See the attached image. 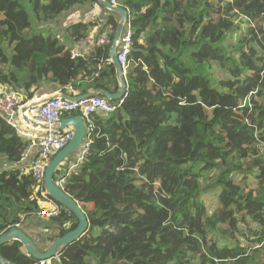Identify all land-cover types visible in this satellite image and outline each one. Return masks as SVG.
<instances>
[{"label":"trees","instance_id":"obj_1","mask_svg":"<svg viewBox=\"0 0 264 264\" xmlns=\"http://www.w3.org/2000/svg\"><path fill=\"white\" fill-rule=\"evenodd\" d=\"M95 2L0 0V88L26 100L42 89L115 94L111 44L73 57L56 34L63 16ZM117 4L132 31L128 96L116 112L91 116L89 153L55 172L90 227L52 264H264V0ZM117 23L109 15L101 29L111 43ZM97 26L79 19L65 34L78 43ZM28 147L0 117V237L26 232L51 200L61 214L48 219L50 243L78 219L43 195ZM0 255L36 264L18 240Z\"/></svg>","mask_w":264,"mask_h":264},{"label":"built area","instance_id":"obj_2","mask_svg":"<svg viewBox=\"0 0 264 264\" xmlns=\"http://www.w3.org/2000/svg\"><path fill=\"white\" fill-rule=\"evenodd\" d=\"M109 2L118 6L117 0H109ZM111 31L101 33L96 41L97 46H108L111 44ZM132 31L129 22L125 26V34L122 36L117 52V61L126 72L129 62V56L132 52L131 47ZM73 57H83L84 54L73 51ZM74 97H78V93L72 88H69ZM59 94H63L61 91ZM128 96L126 91L122 99L117 101H110L103 96H94L79 101H70L63 99L61 96L50 99L46 102H41V99L34 101V99L26 100L24 95L9 88H0V117L6 119L7 123L13 127L17 133L29 142L28 150L25 157H28L32 151L35 152V157L31 172L38 182L44 183L45 171L52 159L59 151L66 147L73 137V128L65 130L49 129L42 130L33 128L28 125L22 118V109L30 104V109L26 112L27 116L36 123L47 125L58 124L63 120V115L66 112H74L80 110L82 112L83 120L86 124L85 138L81 148L76 155L75 164L73 168L83 161L85 155L89 153L92 139L91 133L94 130V124L91 116L96 112L104 114H111L116 112L124 103ZM49 96L44 97L46 99ZM63 179L59 180L57 184L63 188ZM45 196L46 190L42 191ZM40 217L55 218L61 214L59 206L51 210L43 209L37 213ZM36 264H46V261H41Z\"/></svg>","mask_w":264,"mask_h":264},{"label":"water","instance_id":"obj_3","mask_svg":"<svg viewBox=\"0 0 264 264\" xmlns=\"http://www.w3.org/2000/svg\"><path fill=\"white\" fill-rule=\"evenodd\" d=\"M97 3L108 10L110 15L119 16L117 29L114 34V38L111 43L110 47V59L112 63L116 67L117 78L119 82V89L115 94H110L106 91H91L87 94L78 96V97H70L65 94H54L46 99L43 102H46L50 99L56 98L61 96L63 99L70 100V101H79L81 99H87L94 96H103L110 101H117L122 99L126 92V83H125V76L126 72L124 73L123 68L117 61V52L120 45V41L122 36L125 34V26L128 22L129 13L125 9L120 6L112 5L109 0H96ZM31 105L28 104L22 109V118L23 120L33 128L42 129V130H49V129H57V130H65L68 128H73L74 133L73 137L70 142L63 148L61 151L57 153V155L52 159L48 167L45 171L44 177V186L46 193L54 200L59 202L64 208L71 211L76 218L78 219L77 227L66 233L64 236L55 239L54 241L48 244L46 238L41 240V244L43 246L39 247V242L34 240L30 237L26 232L19 228H13L8 233L2 235L0 237V246L4 243L18 240L20 241L26 252L29 256H31L36 262L38 261H46L47 264H52L53 261L59 256V254L70 244L74 243L75 241L79 240L89 229L90 223L84 211L81 209L80 205L77 201L69 196L62 187H60L55 179L54 175L58 168L67 160L71 158H75L78 150L81 148L82 143L85 138L86 133V124L83 120L82 115L71 116L69 118L63 119L60 123L52 125L51 127L43 124L36 123L35 121L31 120L27 116V111L30 109ZM46 247V248H45ZM0 264H13L10 261L4 259L0 255Z\"/></svg>","mask_w":264,"mask_h":264},{"label":"crops","instance_id":"obj_4","mask_svg":"<svg viewBox=\"0 0 264 264\" xmlns=\"http://www.w3.org/2000/svg\"><path fill=\"white\" fill-rule=\"evenodd\" d=\"M111 12L100 6L97 1L94 3V5H89L86 7H79L76 10H74L71 13H68L66 16H63L57 24H55L56 27V34L58 38L63 40L67 45L70 47L74 48L78 53L81 54H87L90 53V51L93 50V48L96 45V41L98 36L102 33L101 29L104 27V24L106 22V19L110 15ZM117 20L119 19V16H116ZM79 19H84V20H98V26L93 29V31L89 34L87 39L74 43L71 40H69L68 36L65 34V29L67 26H69L71 23L74 21H77ZM59 91L50 93L42 89L37 95L33 98L34 101H37L41 99V102L44 101V97L46 96H51L54 94H59ZM55 203L52 202L51 200L46 201L42 204L44 209L51 210L55 207ZM48 219L45 217H40L38 214L35 215V221L34 225L31 227L26 228V233L32 237L34 240L39 242V247L43 246L41 244V240L43 238L48 239L49 235L54 234L53 230L46 228L48 225ZM49 244V243H48ZM46 248V247H45Z\"/></svg>","mask_w":264,"mask_h":264},{"label":"rangeland","instance_id":"obj_5","mask_svg":"<svg viewBox=\"0 0 264 264\" xmlns=\"http://www.w3.org/2000/svg\"><path fill=\"white\" fill-rule=\"evenodd\" d=\"M208 202H209V207L211 206V202H213V199L211 198V197H209V199H208ZM212 210V209H211Z\"/></svg>","mask_w":264,"mask_h":264}]
</instances>
